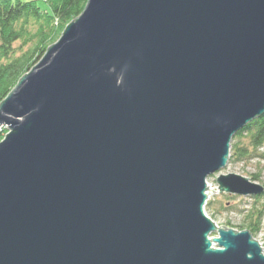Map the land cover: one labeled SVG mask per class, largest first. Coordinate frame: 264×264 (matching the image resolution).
<instances>
[{"label":"water","instance_id":"95a60500","mask_svg":"<svg viewBox=\"0 0 264 264\" xmlns=\"http://www.w3.org/2000/svg\"><path fill=\"white\" fill-rule=\"evenodd\" d=\"M84 4L0 102V264H264L204 209L264 114V0Z\"/></svg>","mask_w":264,"mask_h":264},{"label":"trees","instance_id":"16d2710c","mask_svg":"<svg viewBox=\"0 0 264 264\" xmlns=\"http://www.w3.org/2000/svg\"><path fill=\"white\" fill-rule=\"evenodd\" d=\"M87 0H0V102L18 80L41 58L54 43L65 25L80 14ZM7 129L1 128L0 140ZM248 140L251 148L240 144ZM264 114L249 121L237 131L230 144L229 159H245L263 146ZM255 179V178H253ZM210 202L205 204L209 209ZM246 215L241 228L254 230L253 215ZM256 219H260L262 213Z\"/></svg>","mask_w":264,"mask_h":264},{"label":"rangeland","instance_id":"374dc122","mask_svg":"<svg viewBox=\"0 0 264 264\" xmlns=\"http://www.w3.org/2000/svg\"><path fill=\"white\" fill-rule=\"evenodd\" d=\"M240 144L247 146L248 151L251 150L246 138H243ZM229 173L249 177L252 181L254 180L264 186V144L255 153L251 152L245 159L238 161L237 159L231 160L228 157L227 165L208 176L207 181L212 188L216 189V177L220 174ZM207 202H210L209 209L204 208L207 216L210 219H214L216 225L224 222V227H239L246 215L250 214V212H255L252 216L255 225L251 233L252 237L259 241L264 253V192L250 196L226 192L220 193L216 190L210 193ZM257 211L262 213L260 219H256L259 215L256 214ZM211 236H217V233L212 232ZM216 245L214 244L213 246Z\"/></svg>","mask_w":264,"mask_h":264},{"label":"built area","instance_id":"2783aa9c","mask_svg":"<svg viewBox=\"0 0 264 264\" xmlns=\"http://www.w3.org/2000/svg\"><path fill=\"white\" fill-rule=\"evenodd\" d=\"M5 127H6V126H1V127H0V130H1V128H5ZM207 184H208L209 190H213L212 192H215V191L217 190V188H216V189H215V188H212V187L209 185L208 181H207ZM212 192L209 191V195H210V193H212ZM208 198H209V196H208Z\"/></svg>","mask_w":264,"mask_h":264}]
</instances>
